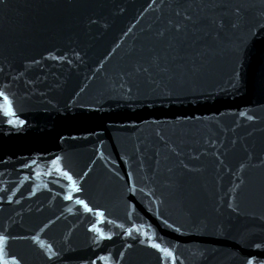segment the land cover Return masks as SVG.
<instances>
[{
    "label": "water",
    "instance_id": "95a60500",
    "mask_svg": "<svg viewBox=\"0 0 264 264\" xmlns=\"http://www.w3.org/2000/svg\"><path fill=\"white\" fill-rule=\"evenodd\" d=\"M72 1L4 0L0 3V90H7Z\"/></svg>",
    "mask_w": 264,
    "mask_h": 264
},
{
    "label": "snow or ice",
    "instance_id": "6c2138e0",
    "mask_svg": "<svg viewBox=\"0 0 264 264\" xmlns=\"http://www.w3.org/2000/svg\"><path fill=\"white\" fill-rule=\"evenodd\" d=\"M4 0H0V3H3ZM153 2L155 3V0H153ZM237 13L240 12V8L237 7L236 9ZM177 15H179V12L177 13ZM184 20L191 23L192 28H191V32L195 33L196 31H198L199 29L195 28V23L196 21L193 20V17L191 15H186L184 17ZM89 24H95L97 23L96 20H93L91 18H89L88 21ZM172 22L169 21V24H171ZM189 23H185V24H174L172 27L175 31V33L177 34V36L183 34L185 39H189ZM235 26V25H233ZM126 35V33H125ZM157 35L161 38H163L165 36V30H161L160 32L157 33ZM171 39H175V37L171 38ZM193 43H195V41H193ZM168 48H173V44L171 42H169L167 44ZM175 51V49H173ZM113 51H115V49H113ZM112 53H109L108 55H111ZM77 56H79V53H76ZM180 55L177 54L175 56L171 57V60L177 61L178 59H180ZM61 59H63V57H60ZM150 60H151V64L153 66L159 67V65L161 64V62L163 61L165 63V65H167L168 63V57L167 54H164L163 56L159 53V52H153V54L150 56ZM34 63H36V61H33ZM71 62V61H69ZM175 68L177 70L181 69L183 66L179 63H176ZM137 71H144L147 72L148 69L144 68V67H137ZM161 72H169L170 68L165 66L160 68ZM0 97L3 98V103L0 104V110H2L5 115L7 116H14L15 113L13 111V107H12V103L9 100L8 95L3 91L0 90ZM241 116H244L245 114L243 112L240 113ZM249 119H252V117H249ZM9 124L13 123V120L9 119L8 120ZM19 123L23 124L24 121H19ZM234 143V142H233ZM56 161H53V163H55ZM246 167V164L241 162L239 165V168L241 170H243ZM59 171V169H57ZM64 176L71 182V187L76 190L79 191L80 189L78 188V186L76 185L75 181L73 180V177L68 173V172H64ZM241 183H243V181H241ZM236 187H239V185H237ZM236 189L233 188L232 191H235ZM70 198V197H69ZM79 204L83 205V207L88 210V211H93V209L89 208L88 204L85 203L83 200H78L77 201ZM229 207H231V204L229 205ZM99 215H103L102 213H98ZM92 230L93 231H97L100 232L101 230L98 229L95 225L92 226ZM101 236H103V233L101 232ZM9 237L7 235L4 234H0V264H9V259L8 257V252L6 250V245H7V241H8ZM34 240H36L37 242H39L41 244V247H43V242L39 240V237H33ZM153 248H156L157 250H159L160 252H162L164 254L165 257H171L172 256V252L168 249V248H162L161 245L159 243H153L151 245ZM49 248H51V246L49 245ZM11 260L14 262V264H19V261L16 259L15 256L11 257ZM248 264H253V262L251 260L248 261Z\"/></svg>",
    "mask_w": 264,
    "mask_h": 264
}]
</instances>
